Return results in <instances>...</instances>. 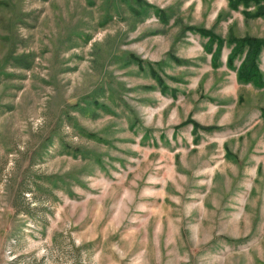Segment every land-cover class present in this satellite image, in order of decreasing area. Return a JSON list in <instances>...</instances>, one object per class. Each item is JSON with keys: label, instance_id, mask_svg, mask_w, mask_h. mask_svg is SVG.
<instances>
[{"label": "rangeland", "instance_id": "obj_1", "mask_svg": "<svg viewBox=\"0 0 264 264\" xmlns=\"http://www.w3.org/2000/svg\"><path fill=\"white\" fill-rule=\"evenodd\" d=\"M242 6L0 0V264H264V86L237 80L247 47L225 64L264 41Z\"/></svg>", "mask_w": 264, "mask_h": 264}, {"label": "trees", "instance_id": "obj_2", "mask_svg": "<svg viewBox=\"0 0 264 264\" xmlns=\"http://www.w3.org/2000/svg\"><path fill=\"white\" fill-rule=\"evenodd\" d=\"M228 7L231 10H238V8L242 6V13L245 15H258V14H263L264 11V0H227ZM254 3L256 5V11H251L249 12V9L247 7L251 4ZM162 13L161 9H156V14ZM194 32H197L203 37H206V41L204 43L203 49L210 53L212 52V57H211V65L213 67H217L218 63L217 60L220 56L221 48L223 46V39L220 37V35L216 34L210 29H205V28H199V29H194L190 28ZM231 42H234V46L231 47L229 53L227 54L225 64L228 68L233 69V61L235 59V56L239 54L240 52L243 51V47L246 48V54L243 60L240 62L238 65L236 74H237V80L238 82L242 83H252L256 87H263L264 86V81L262 77V73L260 72L258 68V56L260 49H264V41L259 40V39H254V38H242V39H237L233 38L230 40ZM213 44L215 45V49H213ZM174 60H177L178 62L181 61V59H178L177 57H174ZM153 73L152 75L155 77L157 84H159L160 89L163 90V92H166V90L169 88L167 84L165 83L164 79L154 70L152 69ZM174 92V91H172ZM187 121L184 123H191V130L196 134V132L199 129L209 131L212 129L210 126H202L200 125L196 120H194L192 117H188L186 119Z\"/></svg>", "mask_w": 264, "mask_h": 264}]
</instances>
